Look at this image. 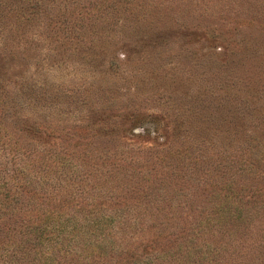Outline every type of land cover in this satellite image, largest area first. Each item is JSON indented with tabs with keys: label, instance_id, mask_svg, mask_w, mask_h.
<instances>
[{
	"label": "rangeland",
	"instance_id": "1",
	"mask_svg": "<svg viewBox=\"0 0 264 264\" xmlns=\"http://www.w3.org/2000/svg\"><path fill=\"white\" fill-rule=\"evenodd\" d=\"M0 187V264H264V0H0Z\"/></svg>",
	"mask_w": 264,
	"mask_h": 264
},
{
	"label": "trees",
	"instance_id": "2",
	"mask_svg": "<svg viewBox=\"0 0 264 264\" xmlns=\"http://www.w3.org/2000/svg\"><path fill=\"white\" fill-rule=\"evenodd\" d=\"M0 190H1V187H0ZM7 199H9V192H8V190H3L2 192L0 191V206L1 207H4L5 206V204H4V202H5V200H7ZM10 205V204H9ZM1 213V212H0ZM54 227H56V226H54ZM52 230H54V228H51ZM6 232H8L9 231V228H6V230H5ZM43 237H45L44 235H42L41 236V238H43ZM33 246V248H35L36 246H38V245H32Z\"/></svg>",
	"mask_w": 264,
	"mask_h": 264
}]
</instances>
